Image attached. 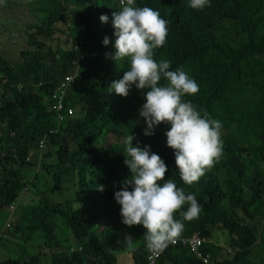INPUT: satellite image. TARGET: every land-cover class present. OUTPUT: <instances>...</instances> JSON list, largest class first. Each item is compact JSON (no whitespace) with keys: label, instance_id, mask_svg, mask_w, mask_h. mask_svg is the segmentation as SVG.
Here are the masks:
<instances>
[{"label":"trees","instance_id":"trees-1","mask_svg":"<svg viewBox=\"0 0 264 264\" xmlns=\"http://www.w3.org/2000/svg\"><path fill=\"white\" fill-rule=\"evenodd\" d=\"M8 1L12 0H3ZM26 1L39 21L29 26L35 31L27 33L34 50H21L18 66H11L0 53V150L7 147L0 155V214L23 189L19 173L31 165L26 161L28 152L37 151L43 137L54 149L47 157L56 156V188L71 182L83 199L73 198L68 203L74 208L67 210L64 202L50 205L45 199L43 208L31 211L59 216L71 233L76 254H67L55 243L50 221L25 227L16 223L8 229L12 237L27 242L34 232H40L58 251L46 263L39 254L20 253L0 264H118L112 247L121 241V234L109 207L115 202L113 192L129 176L119 129L137 131L120 106L131 99L138 107L143 102V90L133 87L127 96L119 95L115 104L108 105V85L118 77L114 61L105 53L113 51L111 13L119 10L120 0ZM136 5L157 10L167 21L165 43L154 51V59L169 60L171 70L181 68L199 85L197 93L182 99L190 101L201 115L206 112L220 121V130L227 132L220 135L221 177L207 170L191 185L181 181L172 149L165 144L168 125L161 122L152 135H143L150 150L169 166L164 180H173L185 193L194 194L201 206L197 218L183 221V231L176 239L200 235L204 239L200 250L210 254L214 264H254L248 258L257 241H264V169L248 170L239 153L245 152L247 160L264 162V0H210L202 10L190 8L188 0H136ZM101 14L109 21L101 23ZM58 24L66 27L68 46L56 42L53 49L46 48L35 38L50 36ZM104 36L109 37L108 45L101 43ZM73 70L78 75L68 89L65 106L76 112L58 124L57 112L50 109L47 97ZM44 171L49 173V167ZM55 190L48 188L52 193ZM181 210L173 213L175 219H182ZM213 230L225 232L227 244L220 247L209 241ZM131 231V241L136 243L130 253L132 262L145 264L150 250L145 247L144 229L137 224ZM157 264L201 262L179 241L165 249Z\"/></svg>","mask_w":264,"mask_h":264},{"label":"clouds","instance_id":"clouds-1","mask_svg":"<svg viewBox=\"0 0 264 264\" xmlns=\"http://www.w3.org/2000/svg\"><path fill=\"white\" fill-rule=\"evenodd\" d=\"M209 3L210 0H188L194 10H202ZM98 19L101 23L109 21L105 14ZM110 23L113 51L105 56L127 67L119 79L110 82L107 91L123 97L133 87L143 90L138 109L145 125L142 134L150 136L155 126L167 124L165 144L172 149L174 167L184 184H193L221 156L220 121L206 112L201 115L190 101L182 99L199 90L186 71L179 67L171 70L167 59H154V51L165 43L168 34L167 21L157 10L137 6L136 0H120V8L111 13ZM109 42L108 36L101 40L103 45ZM162 80L164 83H160ZM132 141L130 133L123 140V163L129 176L113 192V198L119 205L121 223L129 227L141 225L145 247L160 252L181 234L183 221L198 217L201 206L194 194L185 193L173 180H164L169 166L149 145ZM97 187L102 190V186ZM184 205L186 209L181 210ZM177 210H181L182 219L174 218ZM131 240L126 237L129 244Z\"/></svg>","mask_w":264,"mask_h":264},{"label":"rangeland","instance_id":"rangeland-1","mask_svg":"<svg viewBox=\"0 0 264 264\" xmlns=\"http://www.w3.org/2000/svg\"><path fill=\"white\" fill-rule=\"evenodd\" d=\"M26 2V0H12L11 2H2L0 4V53L8 60L11 66H18L22 61L19 54L21 50H34V45H29L28 43L27 33L35 31L29 26L39 24V21ZM56 28V30L51 32L50 36H36L35 38L42 40L46 48L53 49L56 42H64L65 45L68 46L67 44L70 43V38L69 35H67L68 32L66 27L62 24H58L56 25ZM261 58L264 60V56ZM126 67L127 65L122 61L114 62V73L118 79L121 77L124 70H126ZM88 82H90V80H88ZM79 87L76 86V90L79 89ZM109 93L110 97L108 105L115 104V102H117L115 98L119 97V95L114 92ZM67 107L71 108L72 114L76 112V109L72 106ZM120 108L130 119L135 130H137L135 133H132L131 129L128 131H125L122 128L119 129L123 133L124 138L130 133L133 135V139L139 142L142 146L147 144L146 139H144L145 137L142 134V129L145 127L144 121L143 118L138 115L139 107L136 105V102L133 99L127 100L121 103ZM111 110H115V107H111ZM225 131V129L220 130V135L226 134L227 132ZM42 140L43 139H41L40 149L38 148L37 151L28 152L27 158H29V160L27 162L31 165L25 167V170L19 173L24 187L17 195L15 202L9 205L7 210H3L0 214V229L3 225H6V223L11 224L12 230L13 225L16 223L21 227H25L28 224L39 220L50 221L54 225V234L56 236L55 243H58V245L60 244V247L64 249L67 254H76L77 251L72 247L73 242L70 239V231L65 227L63 220L59 216L52 217L47 215V211L44 210L39 215L31 213L33 209L43 208V200L45 199L48 200L50 205L64 202L66 210L71 207L74 208V205L68 203L69 201H72L73 198L83 199V196L78 197L79 191L77 188H73L71 182H69L68 185L60 184L59 187L56 188L55 182L53 181V173L56 170V156L52 155L47 157V153L50 152L51 154V151L54 149H52L49 144L43 143ZM5 147L6 146H4V149L0 150V155L1 153L3 155V152L5 153L7 148ZM17 151L18 150H14V152H16L15 154L18 153ZM239 157L244 160L248 170H255L256 168L264 169L263 161H251L248 157L247 160L245 158V152H240ZM219 163L220 159L208 170L215 172L221 177ZM46 166L49 167V173L44 171ZM32 185H34L35 189L31 187ZM48 188L56 190L52 193L51 191H48ZM62 208H64V206H62ZM109 209L113 223H115L117 230L122 232L121 241L113 244V253L119 264H133L129 259L131 258L130 253L134 251L136 243L131 241L129 244L126 242V237L131 236V227L121 223L119 205L116 202L112 203ZM238 219L239 218H237V220ZM1 239L0 255L2 254L4 259H15L20 253H25L27 256L39 254L41 262L46 263L50 261L51 253H53V251H58V248L55 247L56 244H47V239L40 232H34L30 236V239L27 242H24L23 239L18 236L12 237L10 235V230H8V232L4 233ZM227 239L228 237L226 236V233L218 230H213L209 237V241H212L215 245L220 247L227 244ZM263 257L264 241L258 240L255 247H253L248 261L254 262V264H261ZM2 261L4 260H0V263Z\"/></svg>","mask_w":264,"mask_h":264},{"label":"built area","instance_id":"built-area-1","mask_svg":"<svg viewBox=\"0 0 264 264\" xmlns=\"http://www.w3.org/2000/svg\"><path fill=\"white\" fill-rule=\"evenodd\" d=\"M81 41L76 44L74 47L79 48L81 45ZM88 48L90 45L87 46ZM77 71L67 73L63 76V78L53 87L52 91L49 93L47 99H48V105L51 110H55L57 112V122L58 124H61L65 119L67 115L72 114V110L69 107L65 106V98L68 93V89L70 85L74 82L75 77L77 76ZM42 142L45 143V138H42ZM41 140L39 141V149L41 147ZM29 158H26V161H28ZM10 228V223H6V225H3L0 229V239L4 235V233ZM185 247L189 249V251L194 255L195 258H197L201 264H214V261L212 260V257L208 253H202L200 250L201 244L204 242V239L200 237V235H196L192 238H180L177 240L175 238L174 242H170L168 246H174L178 242ZM165 247L163 251L155 252V251H149L147 261L145 264H157L158 259L162 255V253L167 248ZM229 251V250H227Z\"/></svg>","mask_w":264,"mask_h":264},{"label":"crops","instance_id":"crops-1","mask_svg":"<svg viewBox=\"0 0 264 264\" xmlns=\"http://www.w3.org/2000/svg\"><path fill=\"white\" fill-rule=\"evenodd\" d=\"M120 232V234L122 235V232L121 231H119ZM71 234V233H70ZM72 237V236H71ZM71 237H70V239H71ZM71 241H73V239H71ZM128 243V242H127ZM73 247V246H72ZM72 249V248H71ZM0 260H7V259H4L3 257H2V254L0 255ZM130 261H132L131 260V258L129 259ZM117 262H118V260H117ZM131 263V262H130ZM118 264H119V262H118Z\"/></svg>","mask_w":264,"mask_h":264}]
</instances>
